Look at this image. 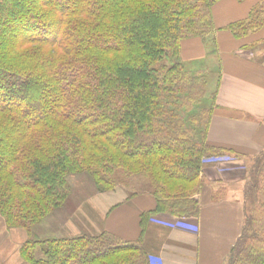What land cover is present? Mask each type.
Returning a JSON list of instances; mask_svg holds the SVG:
<instances>
[{
    "label": "trees",
    "instance_id": "obj_1",
    "mask_svg": "<svg viewBox=\"0 0 264 264\" xmlns=\"http://www.w3.org/2000/svg\"><path fill=\"white\" fill-rule=\"evenodd\" d=\"M214 1L0 0V216L27 231L24 264H150L151 212L136 241L33 232L73 194L69 176L93 193L145 177L153 213L199 215L207 159L232 153L207 140L220 74ZM263 26L261 0L225 28L241 38ZM193 37L216 71L182 60ZM246 163L243 220L222 264H264V147Z\"/></svg>",
    "mask_w": 264,
    "mask_h": 264
},
{
    "label": "crops",
    "instance_id": "obj_2",
    "mask_svg": "<svg viewBox=\"0 0 264 264\" xmlns=\"http://www.w3.org/2000/svg\"><path fill=\"white\" fill-rule=\"evenodd\" d=\"M260 1L215 0L211 8L220 74L207 140L232 153L221 155L228 159L210 163L202 171L204 188L193 196L200 202L199 215L183 218L153 213L156 200L149 191L128 193L117 186L91 194L86 206L79 203L75 210L83 219L75 222L82 229L68 218L61 227L62 235L103 230L136 241L141 233L140 215L151 212L142 236L150 264H222L243 220L242 186L247 158L264 147V55L256 56L251 51L255 44L264 42V26L241 38L225 27L246 19ZM208 52L199 37L181 42L184 61L203 58L208 64L212 57L216 59ZM1 223L5 225L4 220ZM69 227L77 230L69 231Z\"/></svg>",
    "mask_w": 264,
    "mask_h": 264
},
{
    "label": "rangeland",
    "instance_id": "obj_3",
    "mask_svg": "<svg viewBox=\"0 0 264 264\" xmlns=\"http://www.w3.org/2000/svg\"><path fill=\"white\" fill-rule=\"evenodd\" d=\"M255 45L256 46L252 48L251 51H253L256 56L264 55V42L262 41L261 44L257 43ZM216 64H217L216 59L212 57L211 60L210 59L208 60V64L206 65L208 66L210 65V67L216 71ZM210 77L211 78L209 80V85L210 88H213L217 78L216 72L213 73V75H211ZM75 177H77V175L68 177V181L73 185L74 192L66 201V203L58 211H56V213L53 212L34 227L33 232H35L39 237L62 235L61 227L64 226V223L68 222L69 219L74 220V221L72 220V222L74 223L76 228L82 229L81 226H79V223L75 222V219L76 220L80 218L83 219V216H81L79 212L75 210V208L77 205H79V203L83 204V206L88 205L89 204L87 203L88 199L90 198L91 194L93 195L94 190L92 185L90 184V181H88L87 178L86 181L89 184V186H91V188L87 189L85 187V191L84 189H79V187H77L78 186L77 184L80 183L74 182ZM119 186L125 188L128 193H130L131 191H136L140 193L147 191V188H149V180L145 179V177H141L139 183L132 182L128 186H123V185H119ZM0 220L1 222H3L1 218ZM84 222H86V220H84ZM75 227L73 228L69 227V231L75 230L76 229ZM27 237H29V235L25 229L7 228L5 225H3V223H1L0 240H2L3 238L4 240L3 242H1V246H0V264H24L20 256L19 249L21 244L27 239Z\"/></svg>",
    "mask_w": 264,
    "mask_h": 264
},
{
    "label": "built area",
    "instance_id": "obj_4",
    "mask_svg": "<svg viewBox=\"0 0 264 264\" xmlns=\"http://www.w3.org/2000/svg\"><path fill=\"white\" fill-rule=\"evenodd\" d=\"M225 159H228V157L212 156L211 158L207 159V162L219 163V162H222L221 160H225Z\"/></svg>",
    "mask_w": 264,
    "mask_h": 264
}]
</instances>
